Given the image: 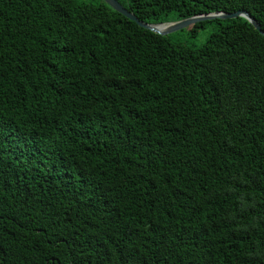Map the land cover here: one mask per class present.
<instances>
[{"label":"trees","instance_id":"1","mask_svg":"<svg viewBox=\"0 0 264 264\" xmlns=\"http://www.w3.org/2000/svg\"><path fill=\"white\" fill-rule=\"evenodd\" d=\"M116 1L264 31V0ZM0 264H264V37L226 20L196 49L101 0H0Z\"/></svg>","mask_w":264,"mask_h":264},{"label":"water","instance_id":"2","mask_svg":"<svg viewBox=\"0 0 264 264\" xmlns=\"http://www.w3.org/2000/svg\"><path fill=\"white\" fill-rule=\"evenodd\" d=\"M101 1L104 2L116 13L122 15L129 21L134 22L138 27L162 37H166L175 31L187 28L189 26L201 23L203 21H211V20L226 21V20H236L238 18L245 19L261 36L264 37V31L261 30L260 25L247 12L241 10L234 13L217 12L212 14L199 15L177 22L152 25V24H145L139 21L133 14H131L128 10H126L123 6H121L116 0H101ZM160 27H165V29L160 30L159 29Z\"/></svg>","mask_w":264,"mask_h":264},{"label":"rangeland","instance_id":"3","mask_svg":"<svg viewBox=\"0 0 264 264\" xmlns=\"http://www.w3.org/2000/svg\"><path fill=\"white\" fill-rule=\"evenodd\" d=\"M226 21H203L187 28L175 31L168 35L170 40L175 43L183 44L192 48H199L224 25Z\"/></svg>","mask_w":264,"mask_h":264},{"label":"bare ground","instance_id":"4","mask_svg":"<svg viewBox=\"0 0 264 264\" xmlns=\"http://www.w3.org/2000/svg\"><path fill=\"white\" fill-rule=\"evenodd\" d=\"M159 29H160V30H164V29H165V27H160Z\"/></svg>","mask_w":264,"mask_h":264}]
</instances>
